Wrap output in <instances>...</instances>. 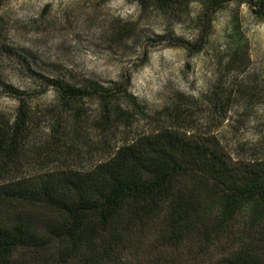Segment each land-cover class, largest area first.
<instances>
[{"label":"rangeland","instance_id":"1","mask_svg":"<svg viewBox=\"0 0 264 264\" xmlns=\"http://www.w3.org/2000/svg\"><path fill=\"white\" fill-rule=\"evenodd\" d=\"M216 1L180 0L168 11L154 0H0V132L26 113L14 162L0 153V185L90 172L171 123L195 142L215 138L233 165L264 163V20L248 0ZM57 83L92 89L69 108ZM156 242L151 234L129 260L215 264L232 245Z\"/></svg>","mask_w":264,"mask_h":264},{"label":"trees","instance_id":"2","mask_svg":"<svg viewBox=\"0 0 264 264\" xmlns=\"http://www.w3.org/2000/svg\"><path fill=\"white\" fill-rule=\"evenodd\" d=\"M246 2L264 20V0ZM178 3L154 0L168 11ZM55 87L69 108L92 89ZM104 93L106 99L112 90ZM181 105L178 98L171 108L180 114ZM21 115L14 129L0 132L6 165L23 141ZM114 150L90 172L41 173L0 185V264H134L130 255L137 257L151 234L156 250L195 237L211 245L226 240L230 250L215 264H264L263 162L233 165L215 138L195 142L172 123Z\"/></svg>","mask_w":264,"mask_h":264}]
</instances>
